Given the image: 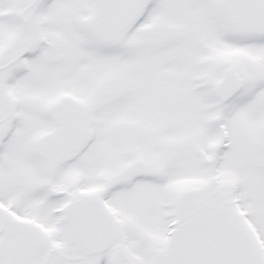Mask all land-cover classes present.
<instances>
[{"label": "snow or ice", "instance_id": "snow-or-ice-1", "mask_svg": "<svg viewBox=\"0 0 264 264\" xmlns=\"http://www.w3.org/2000/svg\"><path fill=\"white\" fill-rule=\"evenodd\" d=\"M0 264H264V0H0Z\"/></svg>", "mask_w": 264, "mask_h": 264}]
</instances>
